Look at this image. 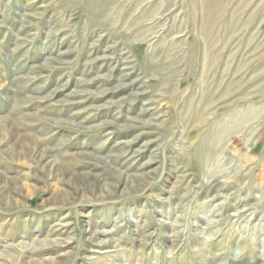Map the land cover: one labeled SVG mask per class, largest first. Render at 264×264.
<instances>
[{"label":"rangeland","instance_id":"obj_1","mask_svg":"<svg viewBox=\"0 0 264 264\" xmlns=\"http://www.w3.org/2000/svg\"><path fill=\"white\" fill-rule=\"evenodd\" d=\"M0 264H264V0H0Z\"/></svg>","mask_w":264,"mask_h":264}]
</instances>
